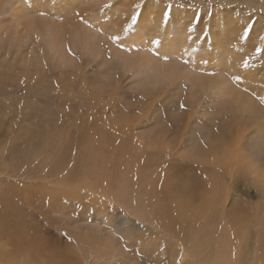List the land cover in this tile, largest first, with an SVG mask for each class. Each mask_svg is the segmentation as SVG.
Listing matches in <instances>:
<instances>
[{"label": "rangeland", "instance_id": "rangeland-1", "mask_svg": "<svg viewBox=\"0 0 264 264\" xmlns=\"http://www.w3.org/2000/svg\"><path fill=\"white\" fill-rule=\"evenodd\" d=\"M19 1L0 4V210H9L3 219L14 231L27 227L25 242L38 240L44 249L30 260L16 255L18 244L2 227L0 242L13 255L30 264H65L60 258L67 257L80 264L76 241L87 236L110 240L98 248L93 264H193L177 239L169 233L172 238H162L161 229L120 204V185L135 192L153 183L159 194L164 182L196 184L209 173L223 189L224 208L206 228L214 241L222 240L227 212L242 204L244 214L264 206V51H256L264 50V0H82L59 12L39 2L35 14H54L81 32L65 63L46 37L26 34L22 22L31 16L24 11L26 18L17 20L13 8ZM169 5L162 28L149 29L145 38L154 47L137 45L142 14L156 17ZM227 21L235 30L228 42L235 52L224 59L219 41ZM182 28H189L193 53L167 52L168 35L179 41ZM112 35L119 41L109 39ZM199 55L212 58L195 65ZM161 63L198 73L210 84L202 88L185 78H163L153 69ZM240 70L244 79L236 84L254 97L260 114L226 98L225 82ZM218 159L221 164L214 163ZM253 159L257 169L250 167ZM170 190L164 202L154 197L158 207L191 194L176 186ZM257 228L246 232L251 245Z\"/></svg>", "mask_w": 264, "mask_h": 264}, {"label": "bare ground", "instance_id": "bare-ground-1", "mask_svg": "<svg viewBox=\"0 0 264 264\" xmlns=\"http://www.w3.org/2000/svg\"><path fill=\"white\" fill-rule=\"evenodd\" d=\"M78 1L82 0H20L16 4V6H14L13 12L17 17V20L19 19L18 21L22 20L21 18L23 17L26 18V16L23 15L24 13L26 14V12L24 11L29 12V15L31 16L28 19L29 21H27L26 23L22 22L23 20L20 21L25 24V27L23 28L25 29L26 34L30 33L33 35H43L44 37H46L51 42V45L49 46L50 50L54 51L58 58L63 63H65L71 59L72 54L70 51V47H75L78 42H81V38H83L80 37L81 32L79 33L77 26L73 23L72 27L74 29L70 28L71 25H69L68 22L61 23L62 20L53 16L54 14H48L44 10H41L45 12L47 16H45L44 13H41L42 15L40 14L39 16L35 14V12L39 11L37 9L39 7L37 3L39 2L51 4L53 7H58L57 9H55V12H59L68 10L72 4L77 3ZM98 1V3H100L103 0ZM4 2L5 0H0V4ZM44 7L45 6H41V8ZM182 18V13L181 15H176V19L174 18L175 23L177 24L178 21ZM156 22L160 23L156 24ZM164 22V11L159 14L157 13L156 17H154L152 13H143L140 17V24H138L137 34L135 35V38L133 37V40L137 45L147 41V39L145 38L149 36V29L162 28ZM102 24L103 23L101 21V26ZM231 25H233L232 22L227 21L224 32L220 33L221 41H219V46L221 47L220 49L222 50L223 55L222 58L224 59L226 58L227 54L234 56L235 52L231 44L228 43L230 42L231 36L235 31L234 28L231 27ZM184 29L185 28H182L180 31V33L184 35H182L179 41H174L168 35V39L166 40L167 42L164 45L167 47V52H182V50L185 49L188 53H193L192 51L196 45L189 38V28L185 30ZM145 43L148 44V46H150L151 48L154 47L153 43L150 41ZM192 55L195 56V54ZM210 58H212V55H209L207 57H205L204 55H199L194 60V64H200V66L205 65L207 61L210 62ZM141 59L144 60L143 58ZM137 62L140 63L142 61ZM153 69L157 70L158 74L163 78L167 77L170 80L185 78L192 84L199 85L202 88L210 84L205 80L204 76L195 72L184 71L179 67H175L172 65H162L161 63L159 65L153 66ZM232 75L234 80H226L225 82V84L227 85V88L225 89L226 98H229L230 102L233 105L239 107V109L252 110L253 112L260 114V112H262L263 110L261 111L259 105H256L257 101L253 99L254 97L252 98L249 95L243 93V91H241L239 89V86H237L236 84L239 83V81L242 82L241 79H244L245 71L242 72V70H240L234 72ZM262 130V132H264V128ZM223 159H218V162L215 161L214 163L221 164ZM225 159L227 158L225 157ZM225 159L223 162L227 166L229 161L227 162ZM248 161L250 162V160ZM250 167L253 169H257V161L253 159L252 166ZM205 171L207 172V168ZM203 174H206L205 178H203L205 179V182H198L196 184L184 185L183 182L177 184L173 183L172 181H169L168 183L164 182L165 186H162L165 187V191L164 193L159 194L156 192L155 185L153 183H150L148 185V188L136 186L135 188H133L135 192L129 191L128 189H126L125 187H121L120 185V187H118L120 188V190L117 200L120 201V204H123L124 207L132 209L133 213L137 214L140 218L150 222L154 227H158L159 229H161L162 238H166L165 235H168L169 233L172 237L177 239L179 244H181L184 249H186V251L192 256V262H194L193 264H264V206H262L260 210L256 208V212H253V208H250L248 211H245L244 214L242 212L244 210L241 209L244 205H237L234 209L226 213L227 217H229V220L226 231L222 236V240L214 241L206 234V228L211 225V219L215 218L217 212L216 210H222L224 208L222 199L223 189L221 183L210 180L207 177L209 173ZM229 175L230 176L228 178H225V175L223 176V178H225L230 184L233 182L231 181V176L234 175L230 173ZM226 180H224L223 182L225 184V187L227 188L229 185L226 184ZM174 186L179 187L183 190L188 189L189 191H191V194L185 192L176 196V200L173 201L171 207H158L155 204V202L157 201L153 200L154 197H156L159 201L164 202L166 200L164 194L171 191L170 187ZM148 189H150L151 191L153 190V193L150 194ZM177 194L179 193H176L175 195ZM196 206L199 207V209H194V207ZM8 213L9 210L5 207H2V209L0 210V235L3 234V232H1V228L6 227L7 230L12 232L10 234V239L18 244L15 249V254L18 256L23 254L28 258V260L36 257L37 253L44 249L43 243L41 246H37L40 245L41 242L33 239L25 242L24 240L27 239H22V237L26 235L27 227L25 225H22L20 230H16L19 232L14 231L9 225V222L7 223L3 219V216H6V214ZM256 215L259 216L257 221ZM251 226L258 227L253 233L256 236V241L254 242L255 245L250 244L248 240L249 235H246V232H253V230L250 231ZM147 234L146 236H148ZM78 237L79 238H77L76 243L80 244V253L83 258H81V260H78L80 264H93L94 259L99 257L97 256V252L100 250L98 248H100V246L104 244L110 243V240L108 243L107 239L97 241L96 239H91L87 236L84 238H81L80 236ZM168 237L170 236L168 235ZM94 241H96L97 243L95 245H91V243ZM112 246L113 248H116L115 245ZM244 250H246V252L248 253V258L244 256ZM22 251H24V253H20ZM49 255L53 256V253L50 252ZM111 256L112 259L115 260L117 253L114 251ZM60 260L65 264H76V262H74L73 260L71 261V259L68 257L65 260L60 258ZM0 264H30V262H22V260H19V258L13 255V253H11V251L5 247V244L1 243Z\"/></svg>", "mask_w": 264, "mask_h": 264}, {"label": "snow or ice", "instance_id": "snow-or-ice-1", "mask_svg": "<svg viewBox=\"0 0 264 264\" xmlns=\"http://www.w3.org/2000/svg\"><path fill=\"white\" fill-rule=\"evenodd\" d=\"M110 5H105L104 7H109ZM137 9H139L140 5L137 4L136 5ZM170 12H171V6L169 5L167 10L164 12V19L167 20L169 15H170ZM139 13H135L132 18H131V23H129L124 29L123 31L125 32V34L128 32L129 29H131L133 27V25L136 23V20H137V17H138ZM251 25L248 26V28H250ZM244 35L246 36L247 35V29L245 30V33ZM109 39H111L112 41L116 42V41H119L120 37L119 35H112L109 37ZM257 52H261V51H264V50H261V49H257L256 50ZM244 65L247 66V62L245 61L244 62ZM261 103H264V98H261ZM125 250L127 251V247L125 246ZM176 264H179V261L176 262Z\"/></svg>", "mask_w": 264, "mask_h": 264}]
</instances>
